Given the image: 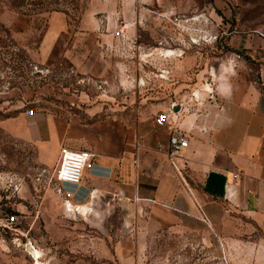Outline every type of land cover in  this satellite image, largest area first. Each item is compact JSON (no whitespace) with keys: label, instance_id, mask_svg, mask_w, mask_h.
<instances>
[{"label":"rangeland","instance_id":"374dc122","mask_svg":"<svg viewBox=\"0 0 264 264\" xmlns=\"http://www.w3.org/2000/svg\"><path fill=\"white\" fill-rule=\"evenodd\" d=\"M13 1L0 0V264H37L30 243L42 264H264V221L238 210L203 231L134 224L128 237L118 218L70 211L17 119L40 86L57 111L96 118L160 101L208 110L230 82L258 81L264 50L234 43L264 33V0ZM57 13L67 24L50 30Z\"/></svg>","mask_w":264,"mask_h":264},{"label":"crops","instance_id":"0c3cea01","mask_svg":"<svg viewBox=\"0 0 264 264\" xmlns=\"http://www.w3.org/2000/svg\"><path fill=\"white\" fill-rule=\"evenodd\" d=\"M66 24L59 13L48 21L50 30ZM235 41L239 50H264L261 32ZM45 90L38 88L32 113L29 108L19 113V134L37 144L46 163H56L65 146L91 152L96 164L95 170L84 171L78 185H67L74 190L69 201L77 204L70 211L91 219L118 218L126 224L127 237L139 227L203 231L204 216L213 228L229 209L264 221V62L258 81L230 82L208 110L190 112L184 103L172 101L180 109L169 112L163 125L155 117L170 110L165 101L147 110L137 106L132 118L122 111L96 118L97 111H88L90 116L57 111L41 97ZM172 129L189 140L175 165L167 154Z\"/></svg>","mask_w":264,"mask_h":264},{"label":"built area","instance_id":"2783aa9c","mask_svg":"<svg viewBox=\"0 0 264 264\" xmlns=\"http://www.w3.org/2000/svg\"><path fill=\"white\" fill-rule=\"evenodd\" d=\"M173 103L169 111L158 112L155 120L156 123L163 125L169 120V112L172 110ZM33 109H29L32 113ZM188 137L181 131L172 129L168 137L167 154L173 165L179 156L180 151L188 145ZM92 153L82 149H70L62 146L59 151V156L55 165L54 174L59 186L58 189L65 193L66 200L74 195V190L67 185L76 186L80 183L84 171L96 169V164L91 159ZM204 221H208L204 216Z\"/></svg>","mask_w":264,"mask_h":264},{"label":"bare ground","instance_id":"6f19581e","mask_svg":"<svg viewBox=\"0 0 264 264\" xmlns=\"http://www.w3.org/2000/svg\"><path fill=\"white\" fill-rule=\"evenodd\" d=\"M196 94V93H195ZM197 96V95H196ZM74 204L68 200H66V206L67 208L71 205ZM74 206H77V204H74ZM27 250L29 252V254L33 257V259L36 261L37 264H42L41 260H40V256H41V252L39 249H37V247H35L33 244H28L26 245Z\"/></svg>","mask_w":264,"mask_h":264},{"label":"trees","instance_id":"16d2710c","mask_svg":"<svg viewBox=\"0 0 264 264\" xmlns=\"http://www.w3.org/2000/svg\"><path fill=\"white\" fill-rule=\"evenodd\" d=\"M23 5V0H20L19 2H12L9 6L10 7H12V8H14V9H19V10H21V6Z\"/></svg>","mask_w":264,"mask_h":264},{"label":"water","instance_id":"95a60500","mask_svg":"<svg viewBox=\"0 0 264 264\" xmlns=\"http://www.w3.org/2000/svg\"><path fill=\"white\" fill-rule=\"evenodd\" d=\"M172 109L173 111H177L178 109H180V104H174Z\"/></svg>","mask_w":264,"mask_h":264}]
</instances>
